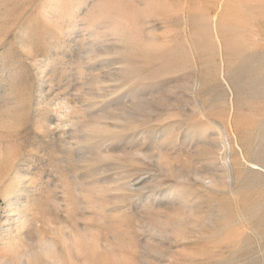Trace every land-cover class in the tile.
I'll return each mask as SVG.
<instances>
[{
    "label": "rangeland",
    "instance_id": "374dc122",
    "mask_svg": "<svg viewBox=\"0 0 264 264\" xmlns=\"http://www.w3.org/2000/svg\"><path fill=\"white\" fill-rule=\"evenodd\" d=\"M0 264H264V0H0Z\"/></svg>",
    "mask_w": 264,
    "mask_h": 264
}]
</instances>
